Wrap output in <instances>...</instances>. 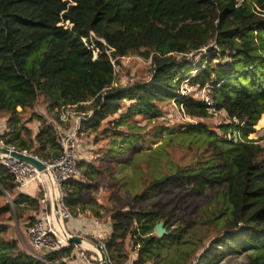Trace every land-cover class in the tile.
Returning a JSON list of instances; mask_svg holds the SVG:
<instances>
[{"label": "trees", "instance_id": "obj_1", "mask_svg": "<svg viewBox=\"0 0 264 264\" xmlns=\"http://www.w3.org/2000/svg\"><path fill=\"white\" fill-rule=\"evenodd\" d=\"M130 54L149 59L150 77L119 85L116 67ZM189 56H199L198 63ZM0 79L15 94L12 104L0 105L7 114L0 139L45 161L62 153L63 107L84 113L81 125L93 132L106 121V151L93 160L79 157L78 176L63 189L74 218L92 217L89 224L106 216L109 228L93 242L103 244L109 264H234L238 256L242 264H264V144L248 137L264 113V0H0ZM184 81L206 88L229 132L239 131V149L208 167L168 161L163 171L152 165L155 153H138L113 169L135 142L180 130L156 125L147 135L137 116L159 118V105L168 101L192 117L210 116L200 99L182 95ZM30 121L38 123L36 131ZM104 179L110 187L127 180L124 208L114 192L110 206L99 201ZM171 186L208 194L198 218L170 223L165 204L152 198ZM42 193L40 184L35 195L18 191L0 162V264H77L73 245L38 259L14 235L9 222L26 219L29 229ZM161 221L166 233L159 237L154 228ZM196 226L217 234L195 237Z\"/></svg>", "mask_w": 264, "mask_h": 264}, {"label": "rangeland", "instance_id": "obj_2", "mask_svg": "<svg viewBox=\"0 0 264 264\" xmlns=\"http://www.w3.org/2000/svg\"><path fill=\"white\" fill-rule=\"evenodd\" d=\"M189 58L192 59L193 65L197 64L199 61V56H189ZM149 67V59L137 54L127 55L121 59L120 65L116 67L117 83L124 86L135 81H146L150 77ZM190 88L191 96L196 99L200 98V91L193 89L191 86ZM14 95V91L10 88L8 83L0 79V105L4 106L12 104ZM159 106L162 113L161 117L152 119L149 122L142 120L138 116L135 118L137 121H140V125L144 126L142 130L143 133L150 135L156 125H165L168 127L169 131L174 129L180 130H175L171 134H167L164 130L160 136L150 138V141L135 142L132 146V151L126 149L124 153L118 156L116 162H112L110 164L113 169L126 160H132L133 157H137L139 155L138 153L142 155L155 153L158 156V160H152L154 163H152V165L156 169L159 164L163 171H166L165 163L168 161L176 164L194 165L198 167L214 166L222 157L228 161L236 150L239 149L240 143L243 142V140H240L239 137L235 140L233 137L229 136L230 132L228 127L230 126L228 124L226 114L223 111L216 116L210 115L206 118H195L190 116L184 109V111H182V109H180L173 101L163 102ZM38 109L42 114L47 115L43 105L40 104ZM64 110L68 112L69 118L67 121H62V123H56L60 134L76 127L78 117L82 116L75 108L65 107ZM47 117L51 119L48 115ZM113 117H109V119ZM6 120L7 114L0 113V134L6 128ZM197 122L203 123L204 127L198 129L188 125ZM105 124L106 121L102 122L101 127L96 132H93L86 127L84 128V126L81 125L77 136L80 157L85 158L86 160H93L106 151L108 139L101 132V129L105 127ZM26 125L36 131L38 123L30 121ZM248 137L255 138L253 133H250ZM262 144H264V140ZM105 163L108 164L109 162ZM140 166L142 173L144 175H149L147 174L146 162L141 161ZM102 182V188L97 193L99 201L107 206H110L113 201V198L110 196L114 192V194L118 197L117 205H120L119 207L123 206L124 208L127 202L124 199V195H126V193L130 190L128 187L124 188V185H127V180L123 179L119 185L117 183L116 186L113 185V187H110L109 179H104ZM33 185L34 184H32L29 188L27 187L24 191L35 195L37 192V186L34 193V188H32ZM133 187L134 186L132 185L131 188ZM117 188H119V191ZM207 195V193L188 195L187 193L180 191L178 187L171 186L166 191H159L152 198V201L164 203V212L169 213L170 223L177 224L178 222L185 221L186 219L198 218L200 208L207 200ZM6 198L7 201L11 203L12 198L10 194L7 193ZM4 201V198H0V205H2ZM81 219H83V222H86L85 220L92 219V217L85 216ZM97 220L102 224L103 228L95 226L93 228V231H95L94 233H104V231L107 232L109 223L106 216ZM9 223L11 224V227L14 228V235L22 239L29 249H32L27 240L28 224L26 219L20 221L15 219ZM65 223L70 232H74L75 224L69 220H66ZM91 223L92 220L89 221V224ZM89 224L85 223L88 227H92ZM194 234L195 237L202 234H207L213 237L216 236L217 231L208 226H196ZM103 236L104 234L102 236H97V239H100ZM93 240L94 239H88L90 242H93ZM37 252L39 255L42 254L39 251ZM86 254L89 256L90 253ZM242 262L243 259L239 256L232 259V263L234 264H242ZM76 263L80 264L79 258L76 260ZM126 264H130V262Z\"/></svg>", "mask_w": 264, "mask_h": 264}, {"label": "built area", "instance_id": "obj_3", "mask_svg": "<svg viewBox=\"0 0 264 264\" xmlns=\"http://www.w3.org/2000/svg\"><path fill=\"white\" fill-rule=\"evenodd\" d=\"M199 91L201 94L198 99L205 104L208 113L214 116L218 115L221 111L216 109L214 100L206 88H202ZM190 92L191 88L189 84L184 81L181 86L182 95L189 96L191 95ZM64 108L65 107L61 109L59 117L62 121H67L69 114ZM179 108L184 111L181 104ZM91 114L92 112H90L88 116ZM81 115V117H78L76 127L61 133L60 143L62 146V153L57 158L52 161H45L38 157L46 165L45 171H39L34 166L12 157L9 154L0 155V162L13 175L18 191H24L31 184H35L36 186L40 184L42 186L43 193L39 198L40 215L35 223L28 229L27 240L32 249H29L26 243H24L38 259L41 258L42 254L39 255L37 251L49 253L73 245L75 251H77L80 264L99 263V253L95 247H85V242L80 246L68 242V239L72 235H80L88 240L89 238L97 239V236L106 234V231H104V233H94L95 231H93V228L95 226L103 228L98 220L93 219L92 223L89 224L92 227H88L85 225V222L74 218L64 203L66 193L63 189V183L70 178L78 176L77 161L80 156L77 136L81 127V121L85 118L84 113H81ZM229 136L233 137L235 140L237 137L242 140L238 130H233ZM0 148L27 153L26 151L5 144L1 139ZM54 202L56 203V212L54 211ZM66 220L72 221L75 224L74 232H70L67 228L65 223ZM101 245L103 246V244ZM86 253H90L89 256Z\"/></svg>", "mask_w": 264, "mask_h": 264}, {"label": "water", "instance_id": "obj_4", "mask_svg": "<svg viewBox=\"0 0 264 264\" xmlns=\"http://www.w3.org/2000/svg\"><path fill=\"white\" fill-rule=\"evenodd\" d=\"M2 154H9L12 157H15L21 161H24L35 168H37L39 171H45L46 170V165L39 159L38 157L28 154V153H22L20 151L16 150H9L7 148H0V155ZM54 211L56 212V203L54 202ZM154 231L156 235L159 237L163 236L166 233V229L164 228V223L161 221L155 225ZM68 242L73 243L74 245L80 246L84 242H87L91 244L93 247H95L99 253V264H109V261L107 259L106 251L103 248V246L99 243H94L90 242L84 237L80 235H72L69 239Z\"/></svg>", "mask_w": 264, "mask_h": 264}, {"label": "crops", "instance_id": "obj_5", "mask_svg": "<svg viewBox=\"0 0 264 264\" xmlns=\"http://www.w3.org/2000/svg\"><path fill=\"white\" fill-rule=\"evenodd\" d=\"M258 124V125H257ZM257 124L254 126L256 131L253 132V135L255 136V138H257L258 136L261 138L260 142L262 143L264 140V113L261 114L259 120L257 121ZM32 185V184H31ZM29 185L28 188L31 186ZM32 188H34V193L36 190V185L34 184L32 186ZM28 193V192H27ZM31 194V193H29ZM32 195V194H31Z\"/></svg>", "mask_w": 264, "mask_h": 264}, {"label": "bare ground", "instance_id": "obj_6", "mask_svg": "<svg viewBox=\"0 0 264 264\" xmlns=\"http://www.w3.org/2000/svg\"><path fill=\"white\" fill-rule=\"evenodd\" d=\"M84 246H85V247H89V248H94L91 244H89V243H87V242L84 243Z\"/></svg>", "mask_w": 264, "mask_h": 264}]
</instances>
